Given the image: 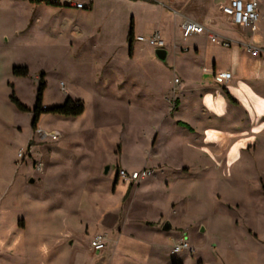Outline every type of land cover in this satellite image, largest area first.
<instances>
[{
  "label": "rangeland",
  "instance_id": "1",
  "mask_svg": "<svg viewBox=\"0 0 264 264\" xmlns=\"http://www.w3.org/2000/svg\"><path fill=\"white\" fill-rule=\"evenodd\" d=\"M72 12L0 0V264H264V97L249 115L248 101L236 109L218 99L210 113L190 103L179 119L196 134L177 131L155 112L165 96L176 112L170 83L203 65L207 32L176 30L166 61L146 42L130 59L123 27L92 33V17ZM193 47L200 61L180 53ZM41 81L42 109L71 99L84 114L44 113L33 129ZM142 169L152 174L128 195L117 171ZM97 235L107 239L102 253L90 245ZM183 239L189 249L173 253Z\"/></svg>",
  "mask_w": 264,
  "mask_h": 264
},
{
  "label": "crops",
  "instance_id": "2",
  "mask_svg": "<svg viewBox=\"0 0 264 264\" xmlns=\"http://www.w3.org/2000/svg\"><path fill=\"white\" fill-rule=\"evenodd\" d=\"M28 1L33 6L48 7L59 13L67 9L73 11V14L79 13L92 17L95 23L91 29L92 33L103 32L106 34L109 30L123 27L125 45L128 46V57L130 59L136 54L138 37L159 33L165 42V48L162 50L167 51L168 58L169 53L166 49L169 48L171 52L175 51V48L177 49L176 46H172V42L168 41L169 36L174 34L176 30L182 33L181 25L186 21L202 24L209 31L207 32L209 37L215 35L230 43V47L225 48L211 41L213 49L221 50L226 54V58H219L216 54L211 53V47L209 52L205 51L204 53L205 61H203L202 66L188 67L190 79H186L176 72L178 75L170 83L168 92L174 87L173 94L178 101L177 110L174 113L168 110L169 105L165 96L164 103L162 102L155 112L161 117L160 122H163L165 118H171L173 119L172 125L175 126L177 131L181 132L187 128L179 124L184 123L191 128V130L187 128L188 130L194 131L193 134H196L195 127L189 121L179 119L181 114L188 109L190 103L198 104V108L210 113V110L214 109L212 107L214 101L216 102L218 99L225 107L230 106L236 109H242L244 102L248 101L252 105H250L251 107H249L250 109L247 110L246 114H256L258 112L257 107L253 104L258 98L264 97L263 91H261L263 93H260V96L258 95L259 92L255 91L256 84L264 85V0H261V2L260 0H242L258 3L261 16L256 32H252L246 27H244V30L233 31L235 25L233 26L231 19L222 11L223 7L228 5L231 0H91V7L86 11L47 5L44 2L36 4L30 0ZM131 33L133 34V41L129 39ZM80 37H82L81 31H79ZM151 47L154 49V54L157 50H160ZM253 50H259V55L253 56ZM180 53L191 56L194 62L202 59V50L197 47L192 49L181 48ZM173 72H175L174 68ZM220 72H228L232 75L231 79L223 85L217 84L214 79L215 75ZM176 80H179V84L175 83ZM222 90H226V94H223ZM116 178L118 177L116 176ZM118 180L121 181L119 178ZM128 184H130L128 193L130 195L132 184ZM146 224V229L165 232L163 227L160 230L158 225L150 226L148 222ZM101 261L103 264H113L115 257L99 258L94 264H99Z\"/></svg>",
  "mask_w": 264,
  "mask_h": 264
},
{
  "label": "built area",
  "instance_id": "3",
  "mask_svg": "<svg viewBox=\"0 0 264 264\" xmlns=\"http://www.w3.org/2000/svg\"><path fill=\"white\" fill-rule=\"evenodd\" d=\"M44 3L59 6L62 8H71L77 11H86L91 7V0H42ZM223 13L228 16L234 25L249 28L252 32L258 29L260 20L259 6L256 1L244 2L242 0H231L230 3L223 7ZM183 37L188 38L194 34H203L209 32L202 24L193 21H186L181 25ZM211 41L225 48L230 47V43L215 35H211ZM137 41L146 42L157 49H164L165 42L160 37L159 33H155L149 37H138ZM253 56L259 55V50L252 51ZM232 75L228 72H220L215 75V82L223 85L231 79ZM179 84V80L175 81ZM22 157V153L20 154ZM152 174L151 170L142 169L139 171L129 172L126 170H118L116 176L126 183H139L146 180ZM93 252L102 253L107 246V239L104 235H97L91 241ZM189 249L188 241L184 239L174 247L173 253H180Z\"/></svg>",
  "mask_w": 264,
  "mask_h": 264
},
{
  "label": "trees",
  "instance_id": "4",
  "mask_svg": "<svg viewBox=\"0 0 264 264\" xmlns=\"http://www.w3.org/2000/svg\"><path fill=\"white\" fill-rule=\"evenodd\" d=\"M32 3H36V4H41L43 3L42 0H30ZM47 5H50L48 3H46ZM130 41H133V34L131 33L129 36ZM13 75L16 77H21V78H26L29 75L28 69L27 68H14L13 69ZM45 83L43 81H41L39 88H38V93H37V100H36V105L33 111V119H32V128L35 129L40 117L44 114V113H48L51 114L53 116H59L62 118H66V119H76L78 117H81L84 112H85V107L83 102L81 101H73L71 99H67L65 101V103L59 107H53V108H43L42 109V97H43V93L45 90ZM11 99L13 101V103L15 104L16 108L22 112V113H28L29 110L23 106L14 96V94H12ZM182 126L187 127L188 129L191 130V128L184 124V123H179ZM130 191V189H129ZM129 193V192H128Z\"/></svg>",
  "mask_w": 264,
  "mask_h": 264
},
{
  "label": "water",
  "instance_id": "5",
  "mask_svg": "<svg viewBox=\"0 0 264 264\" xmlns=\"http://www.w3.org/2000/svg\"><path fill=\"white\" fill-rule=\"evenodd\" d=\"M155 54H156V56L158 57V59L161 60V61H165V60L167 59V51H165V50H157V51L155 52ZM109 169H110V168H106V169H105V174H108ZM31 183H34V180H31ZM171 229H172V226H171V224H169V223H166V224L164 225V227H163V230H164L165 232H169Z\"/></svg>",
  "mask_w": 264,
  "mask_h": 264
}]
</instances>
